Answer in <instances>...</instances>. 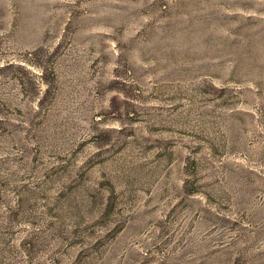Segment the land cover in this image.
<instances>
[{
  "label": "rangeland",
  "instance_id": "obj_1",
  "mask_svg": "<svg viewBox=\"0 0 264 264\" xmlns=\"http://www.w3.org/2000/svg\"><path fill=\"white\" fill-rule=\"evenodd\" d=\"M0 264H264V0H0Z\"/></svg>",
  "mask_w": 264,
  "mask_h": 264
}]
</instances>
